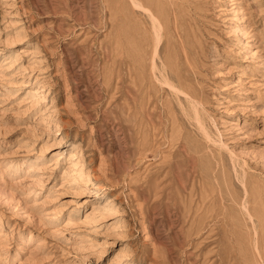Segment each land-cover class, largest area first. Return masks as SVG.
<instances>
[{
  "label": "rangeland",
  "instance_id": "1",
  "mask_svg": "<svg viewBox=\"0 0 264 264\" xmlns=\"http://www.w3.org/2000/svg\"><path fill=\"white\" fill-rule=\"evenodd\" d=\"M143 1L0 0V264H264V0Z\"/></svg>",
  "mask_w": 264,
  "mask_h": 264
},
{
  "label": "bare ground",
  "instance_id": "2",
  "mask_svg": "<svg viewBox=\"0 0 264 264\" xmlns=\"http://www.w3.org/2000/svg\"><path fill=\"white\" fill-rule=\"evenodd\" d=\"M105 1V0H104ZM110 4V3H109ZM105 5H108V2H107V4L105 3ZM122 5L125 7V9H126V13H125V16H124V25H125V27H127V32H128V34H129V32H130V27L132 26V18H131V16L132 15H135V16H137L138 18H140V20H142L143 22H145V18H146V14L145 13H143V11H140V10H137L136 8L138 7L139 9H144V10H146V11H148V16L149 17H151V19H152V21H153V29H154V31L156 32V34H157V38L156 39H158L157 40V42L154 44V52H156L158 49V45L160 44V38H161V34H160V32H161V27H160V25H161V23L160 22H158L157 20H155V10L153 9V8H150V6L148 5V7H146L145 6V4H144V1L143 0H122ZM123 6H122V8H123ZM136 6V8H134ZM124 9V8H123ZM121 12V11H120ZM105 13V12H104ZM103 14V13H102ZM164 16V15H163ZM167 16H168V14H167ZM133 17V16H132ZM145 17V18H144ZM162 17V16H161ZM151 21V20H150ZM159 21H161V20H159ZM176 22V21H175ZM158 23H160V24H158ZM163 23V22H162ZM163 25V24H162ZM161 25V26H162ZM144 26V25H143ZM164 26V25H163ZM145 27V26H144ZM181 28V27H180ZM146 29V28H145ZM164 29H166V28H164ZM134 31V30H133ZM142 32V31H141ZM182 33V32H181ZM176 36V35H175ZM127 37H128V35H127ZM140 37V36H139ZM128 38H130V37H128ZM127 38V39H128ZM181 38V37H180ZM155 39V38H154ZM184 39V38H183ZM181 40V39H180ZM140 41V40H139ZM128 42V41H127ZM133 42V41H132ZM155 42V41H154ZM180 42V41H179ZM130 43V42H129ZM181 43H182V41H181ZM152 47V46H151ZM183 47V46H182ZM141 49V48H140ZM182 49V48H181ZM184 50V49H183ZM185 50H187V49H185ZM184 53V52H183ZM186 53V52H185ZM127 54H128V57H124V58H127L126 59V63L128 64L129 63V65L130 66H132V64H134V63H132L133 61H134V56H132L131 55V53H129V52H127ZM142 54V53H141ZM187 54V53H186ZM112 60V59H111ZM123 61V60H122ZM152 61V60H151ZM135 62V61H134ZM187 62H189V61H187ZM153 63H154V61H153ZM182 64V63H181ZM184 65V64H183ZM127 66V65H126ZM129 66V68H131ZM190 66V65H189ZM165 67V66H164ZM127 68V67H126ZM154 68V67H153ZM139 69V68H138ZM196 70V69H195ZM159 72V71H158ZM154 74V73H153ZM156 74V73H155ZM161 74V73H160ZM164 77V76H163ZM136 83V82H135ZM167 83V82H166ZM168 84V83H167ZM126 90V89H125ZM142 97V96H141ZM124 107H126V110H128V111H134V113L136 114V116H137V118H138V120H139V123L140 124H142L143 122H144V120L142 119L143 118V116L142 117H140V114H141V112L139 111V104L138 103H135V104H130V102H128L127 100H126V102H125V104H124ZM144 107H145V105H144ZM141 109H142V107H141ZM143 110L144 109H142V112H143ZM163 111V110H162ZM139 117H140V119H139ZM151 122V121H150ZM138 127H139V125H138ZM142 128V127H141ZM140 129V128H139ZM211 202V201H210ZM211 206V205H210ZM197 208H199V207H197ZM203 208V207H202ZM212 209V208H211ZM248 212V211H247ZM212 214V213H211ZM202 229V228H201ZM198 230L197 231V233H196V235H200L202 232V230ZM255 230H257V228H255ZM258 231V230H257ZM202 235V234H201ZM258 241H259V239H257ZM255 242H256V240H255Z\"/></svg>",
  "mask_w": 264,
  "mask_h": 264
}]
</instances>
